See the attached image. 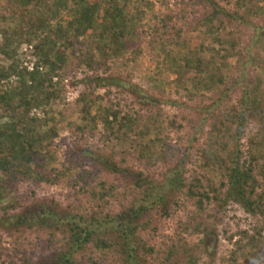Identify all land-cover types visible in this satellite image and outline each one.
<instances>
[{
    "label": "trees",
    "instance_id": "trees-1",
    "mask_svg": "<svg viewBox=\"0 0 264 264\" xmlns=\"http://www.w3.org/2000/svg\"><path fill=\"white\" fill-rule=\"evenodd\" d=\"M0 1L5 3L0 5V56L6 62H0V226L6 231L44 226L50 228L53 236H60L59 247L50 255L27 264H81L76 258L81 252H88L89 264H102L107 253L122 256L123 264H142L145 259L141 252L153 249L145 247L140 233L153 228L155 212L169 215V197L176 192L195 199L197 210L201 211L205 202L219 200L226 188L225 198H233L249 213L264 214V87L260 77L264 76V22L251 25L255 29L252 43L240 47V26H249L251 16H263V8L251 0H235V9L230 12L214 0H190L209 9L205 13V33L212 37L211 44L206 46L202 41L197 49H189V43L180 40L172 43L163 39L159 44L161 65L175 75L176 89L183 90L190 101L196 97L202 102L209 100L194 118L187 120L190 128L205 135L204 146L196 155H188L203 173L185 177L184 159L177 160L173 155L162 179L154 180L141 171L119 167L112 158L85 151L94 166L122 174L134 194L117 213L94 210L79 214L41 201L23 204L8 198V183L15 179L53 181L56 175L43 171L53 157L48 150L43 153L38 149L48 146L57 136L51 125L54 118L46 111L43 117L30 113L43 110L61 96V82L71 56L91 72L84 83L93 81L95 88L122 86L144 102L147 94L137 85L98 72L108 68V61L126 55L130 49L140 53L135 46L139 39L136 24L146 16L145 9L152 10L153 4L137 0L130 10L132 0ZM166 19L172 17L165 15L161 20L163 31ZM22 44L28 46L33 58L31 67L24 65L18 54ZM230 58H235V63L231 64ZM250 70L253 77L248 75ZM81 100L83 125L78 128L92 132L101 125L104 136L115 138L116 146L125 145L134 130L138 129L142 138L150 128L156 133L160 129L154 116L142 119L138 114H121L120 109L105 105L99 96L82 93ZM168 102L180 108L178 102ZM169 124L174 129L183 126L174 121ZM243 135H247L245 147L240 143ZM155 140L157 144L152 140L127 146L138 161L154 165L166 161L164 140ZM37 157L41 161H36ZM100 187L98 191L82 190L95 202L114 195L116 186L106 187L102 182ZM258 187L262 191L256 193ZM94 250L100 253L99 257L92 256ZM249 260L250 264L260 263ZM164 262L199 263L197 255L188 252L185 245L180 249L173 245Z\"/></svg>",
    "mask_w": 264,
    "mask_h": 264
},
{
    "label": "rangeland",
    "instance_id": "rangeland-1",
    "mask_svg": "<svg viewBox=\"0 0 264 264\" xmlns=\"http://www.w3.org/2000/svg\"><path fill=\"white\" fill-rule=\"evenodd\" d=\"M136 1L132 0L130 3L128 6L130 10H133ZM149 1L153 4L152 10L145 9L146 16L136 24L139 39L135 46L140 48V53L130 49L126 55L108 61V68L98 72L99 75L118 77L126 83L137 85L147 94V99L139 102L122 86L112 84L105 88H95L93 81L84 83L85 77L91 72L84 66H79L77 60L71 56L61 82V96L43 110H32L30 113L43 117L46 111L54 118L51 125H54L57 136L48 146L38 149L43 153L45 149L48 150L53 157L43 171L56 175L54 178L51 176L53 181L36 182L18 178L9 182L10 200L23 204L41 201L79 214H90L94 210L109 211L112 214L119 212L134 194L133 189L122 174L108 172L98 165L94 166L90 156L84 154L85 151L112 158L119 167L141 171L143 175L154 180L162 179L164 172L171 165L170 161H173L170 158L173 155L177 156V160L180 157L184 159L185 177L190 178L203 173L189 156L196 155L197 150L204 146L205 135L190 128L187 120L194 118L209 100L202 102V99L196 97L190 101L183 90L176 89L175 75L161 65L162 54L159 44L164 39L171 40L172 43L178 40L187 41L189 49H197L202 41L204 45L209 46L212 37L205 33L207 23L205 13L209 12V9L197 1L193 3L190 0ZM214 1L225 11L232 12L235 9V0ZM250 3L263 8V16L259 18L251 16L252 22L249 26H240V32L243 34L241 48L252 43L251 37L255 30L252 27L264 22V0H251ZM0 5H5L4 1H0ZM165 15L171 16L172 19H166V28L163 31L161 20ZM215 22L216 18L213 20V23ZM18 54L23 64L31 67L33 58L26 44L18 48ZM262 55L264 58L263 53ZM206 56L208 57L209 53H206ZM3 61L0 56V62ZM235 61V58L229 59L231 64ZM248 75L254 76L251 70ZM260 77L263 79L264 87V76ZM82 93L90 97H101L105 105H114L120 109L121 114L135 116L138 114L142 119L154 116L160 124V129L156 133L150 128L142 138L138 134V129L134 130L129 133L125 145L122 143L120 146L115 145L117 143L115 138L108 139L104 136L101 125L92 132L81 131L78 127L83 125L80 117ZM169 100L178 102L180 108L169 104ZM170 121L182 123L183 126L180 129L171 128ZM251 126H254L253 122ZM156 137L163 139L166 144L164 153L166 161L147 165L143 160L138 161L133 152L129 151L131 149L127 143L153 140V144H157ZM246 138L247 135L241 137L240 143L243 147L246 145ZM36 161L41 160L37 157ZM62 172L66 174L61 175ZM102 182L106 187L116 186L114 195L106 197L103 201L91 200L90 195L82 190L95 188L98 191ZM225 191L226 188H223L219 200L210 199L205 202L201 211L197 210L195 199L184 192L172 194L167 206L169 215L155 212L153 228L140 233L145 247L153 249L152 252L144 254L141 252L145 259L142 264H165L164 257L173 245L178 249L185 245L188 252L197 255L198 264H250L249 259L259 260L264 264V214L247 212L233 198H225ZM260 191L262 187L256 189V193ZM224 198L225 202H222ZM51 232L50 228L44 226L12 228L7 231L0 226V264L34 263L50 255L59 247L57 239L60 237L58 234L53 236ZM87 253L81 252L76 255L81 264H89ZM91 254L94 257L100 256L97 250ZM121 257L116 253H107L102 264H123Z\"/></svg>",
    "mask_w": 264,
    "mask_h": 264
}]
</instances>
